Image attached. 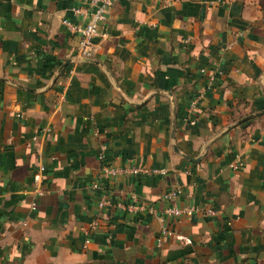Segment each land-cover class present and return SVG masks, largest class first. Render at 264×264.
I'll return each mask as SVG.
<instances>
[{
	"label": "crops",
	"instance_id": "obj_1",
	"mask_svg": "<svg viewBox=\"0 0 264 264\" xmlns=\"http://www.w3.org/2000/svg\"><path fill=\"white\" fill-rule=\"evenodd\" d=\"M81 6L0 0V264H264V0H109L77 65ZM102 152L152 172L100 182Z\"/></svg>",
	"mask_w": 264,
	"mask_h": 264
},
{
	"label": "built area",
	"instance_id": "obj_2",
	"mask_svg": "<svg viewBox=\"0 0 264 264\" xmlns=\"http://www.w3.org/2000/svg\"><path fill=\"white\" fill-rule=\"evenodd\" d=\"M83 5H89L91 8H95V10L91 13L87 12L85 6H81L73 9V12L76 17L82 18L84 16H89L88 21L83 26H76L69 20H63V24L67 26L70 30L78 33L80 36V42L76 50V64L80 65L83 63H87L91 61L95 53L98 50L99 43L97 39L100 38V31L106 21V13H107V5H109V0H105L104 4L98 6L100 0H81ZM105 154L102 152L99 155V161L101 162V167L99 169L98 180L100 182H113L120 176L127 175H138L139 173H151L150 169H146L143 167H133L130 169H122L119 167H115L114 165H110L104 162ZM45 172L44 165L39 166V173L36 176V183L39 185L36 193L37 196H42L44 191L40 187L42 185V176ZM100 188L99 182L93 185V189L98 190ZM178 193L172 192L166 195V199H171L176 197ZM38 203L35 202L33 204V209H36ZM98 208L100 212L105 210L111 212V214H115L117 212H121L124 214H135L137 212H144L147 215L158 217L165 223H168L170 220H177L183 216H192L195 212H198V209L190 206H185L183 208L180 207H168L164 209L162 212H159L153 205L140 202L138 197L135 194H130L126 199L115 200L109 195H102L98 199ZM108 220H110V215L106 217H98L93 222L88 225L87 231L94 232L105 229V226L108 224ZM176 236V233L169 226H165L159 233L157 238L158 244L161 245L163 241L173 238ZM184 240V239H182Z\"/></svg>",
	"mask_w": 264,
	"mask_h": 264
}]
</instances>
